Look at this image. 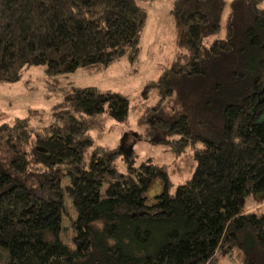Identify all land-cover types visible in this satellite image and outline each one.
I'll return each mask as SVG.
<instances>
[{"label": "trees", "instance_id": "trees-1", "mask_svg": "<svg viewBox=\"0 0 264 264\" xmlns=\"http://www.w3.org/2000/svg\"><path fill=\"white\" fill-rule=\"evenodd\" d=\"M144 1L0 0V84L29 66L57 79L137 62ZM261 3L172 0L175 54L139 105L67 85L46 123L31 109L0 112V264H264V209L245 210L248 197L264 202ZM132 109L137 137L166 145L173 163L135 164L129 145L121 170L120 150L96 143ZM68 199L72 246L61 236Z\"/></svg>", "mask_w": 264, "mask_h": 264}, {"label": "rangeland", "instance_id": "rangeland-1", "mask_svg": "<svg viewBox=\"0 0 264 264\" xmlns=\"http://www.w3.org/2000/svg\"><path fill=\"white\" fill-rule=\"evenodd\" d=\"M227 7L231 0H225ZM146 9L147 18L140 38V53L137 62H130L122 58L99 73L88 74L82 70L75 73L62 75L53 79L45 72L44 66L27 67L19 81L15 83L0 84V112L10 117H22L27 115L28 109L39 112L37 117L42 122L51 118V108L62 99L60 87L74 85L77 87L94 86L97 89L116 91L128 98L131 107L139 105V94L147 81L155 80L164 66H168L175 54V27L171 15L172 0H147L141 3ZM264 6V3H261ZM226 12L224 11L221 25L224 24ZM224 31L209 38H222ZM157 100L156 91L150 93L147 105ZM138 109H132L128 120L124 123L109 122L108 127L98 135L96 143L105 145L111 149H119V168L124 169L123 161L128 154L125 148L131 145L132 157L135 164L145 159H151L158 164H171L174 155L166 145L154 144L137 137L142 128L138 127L137 119L140 116ZM188 174L185 173L182 178ZM181 177H174L173 181H182ZM161 181L156 179L147 192L151 197L161 189ZM68 215L63 218V241L69 246L73 232L72 220L76 213L67 200ZM264 209V202L256 204L251 197L246 200L245 210ZM216 264H232L220 259Z\"/></svg>", "mask_w": 264, "mask_h": 264}]
</instances>
